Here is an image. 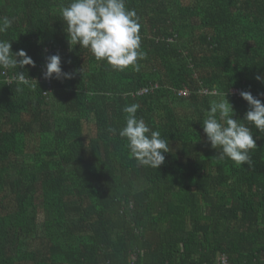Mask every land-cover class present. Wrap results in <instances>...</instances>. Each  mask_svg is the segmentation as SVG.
Returning <instances> with one entry per match:
<instances>
[{"label": "trees", "instance_id": "obj_1", "mask_svg": "<svg viewBox=\"0 0 264 264\" xmlns=\"http://www.w3.org/2000/svg\"><path fill=\"white\" fill-rule=\"evenodd\" d=\"M69 2L0 0V39L35 61L0 70V264H264V132L248 125L249 167L220 158L202 126L214 93L234 118L249 106L233 90L264 102V0H126L139 71L70 46ZM51 54L71 79L44 78ZM132 103L169 141L158 169L118 134Z\"/></svg>", "mask_w": 264, "mask_h": 264}, {"label": "clouds", "instance_id": "obj_2", "mask_svg": "<svg viewBox=\"0 0 264 264\" xmlns=\"http://www.w3.org/2000/svg\"><path fill=\"white\" fill-rule=\"evenodd\" d=\"M61 17L67 25L70 46L79 44L89 49L97 61H107L114 70L124 71L129 67L140 70L139 61L146 58L141 50V26L136 11L126 7V0H70L62 7ZM11 26L10 18L0 17V33ZM25 66L35 67L33 58L23 49L13 52L10 41L0 39V70ZM43 76L45 79H71L73 73L63 71L59 54H51L46 56ZM255 78L264 83V76ZM12 79L18 86L30 85L25 72L15 71ZM213 95L217 98L209 101L207 116L202 122L210 146L219 150L220 158L252 166L250 152L257 144L248 125L264 132V102L250 91H239L249 106L241 119L234 118L235 109L226 92ZM139 107L138 103H132L123 108L125 125L118 134L127 139L131 156L139 165L158 169L165 161V153L169 152V141L160 131L152 130L143 118L137 117Z\"/></svg>", "mask_w": 264, "mask_h": 264}, {"label": "built area", "instance_id": "obj_3", "mask_svg": "<svg viewBox=\"0 0 264 264\" xmlns=\"http://www.w3.org/2000/svg\"><path fill=\"white\" fill-rule=\"evenodd\" d=\"M238 92H239V90H237V89L233 90V93H238ZM181 93L184 94L185 92H181ZM216 264H230V262H229L227 256L222 254V255H219Z\"/></svg>", "mask_w": 264, "mask_h": 264}]
</instances>
